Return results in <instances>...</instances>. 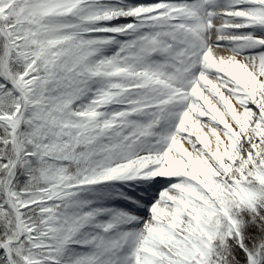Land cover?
<instances>
[{"label": "bare ground", "instance_id": "bare-ground-1", "mask_svg": "<svg viewBox=\"0 0 264 264\" xmlns=\"http://www.w3.org/2000/svg\"><path fill=\"white\" fill-rule=\"evenodd\" d=\"M49 1L10 0L12 5L19 6L15 15L25 24L22 28L25 36L12 37L15 48L18 51L25 42L28 50L36 49L35 54L39 58L57 68L54 81L39 80L37 83L43 92L46 90V93L42 92V98L47 96L48 103L53 102L55 96V92L49 93V88H64L62 91L56 90L62 92L55 102L56 118L83 126L70 132L71 135L73 133L71 138L83 143L91 135L100 134L99 139L89 142L96 141V154L101 149H107L104 155L109 150L119 157L120 152L126 163L133 162L130 172L136 174V179H145L146 176L147 182L142 181L146 182L148 189H153L150 183H153V187L157 186L144 218L132 221V225L138 227L137 240H146V246L138 249L141 262L136 264L173 263L179 253H173V244L165 232L168 230L175 237L178 234L182 216L189 204L186 201V194L190 190L188 177H194L196 173L214 176L220 172L221 166L213 167L211 161L215 159L212 162L223 163L229 157L237 158V153L231 151L236 143L237 149L244 150L243 153L248 156L253 155L254 148H260L264 141V0H224L219 27L222 32L221 46L210 54L208 60L203 59V54L207 53L212 43L210 33H206L202 39V51L196 58L195 75L185 78L187 84L183 82V88L189 90L187 99L184 102L172 99L169 105L165 104L162 108L160 105L147 107L143 114L134 111L131 115L125 114V110H132L142 102L140 100L146 99V104L148 100L162 103L169 92L174 94L171 86L180 85L172 77H167L171 84L152 79L153 76L170 72L174 61L184 56V53L174 52L170 58V50L166 47L161 30L152 24L141 25L159 13L149 10L156 2L84 0L67 14L68 3L55 0L59 3L57 7L47 9L44 4ZM121 2L127 4L122 5ZM68 18L81 22L65 28L63 22ZM175 23L169 21L167 25L176 27ZM142 31L146 38H135ZM176 39L181 40L182 37L175 34L168 41ZM108 46H111L108 55L115 61L113 65L100 60ZM70 51L79 55L71 57L68 54ZM66 58L68 64L76 63L69 68L63 65ZM122 63L126 64L125 68H120ZM198 72L206 76L199 77L196 75ZM132 81L136 85L134 87L141 91L131 90L133 84L129 82ZM35 83L24 92L29 95ZM125 89L130 92L126 93ZM101 97H117L120 98L118 102L126 103L98 108L96 104ZM143 117L146 120L150 118L153 121L151 125L146 126L140 120ZM89 124L95 127L91 129ZM57 125L56 122H49L42 126L55 133H44V140L62 138ZM219 126L225 129L227 135L219 133ZM33 136L37 137L36 134ZM158 138L163 143L154 149L152 143ZM242 143L245 148H241ZM141 161L145 163L141 164ZM143 165L147 166L141 169ZM151 170H156L154 175L146 174ZM133 179L126 178L114 184L93 180L83 188H67L65 198L75 200V206L72 210L63 209L61 217L53 215L47 219L43 234L49 237L42 235L36 239L40 244L38 254L35 253L41 259L38 263L112 264L104 260V255L115 254L116 257V249L113 244L100 243L98 238L110 237L113 231L121 229V225L110 227L103 224L97 227V224L108 223L111 219L123 220L128 213L124 204L128 202L121 197L114 199L101 193L100 189L109 190L108 187L112 185L121 186V183ZM170 181L173 184L168 185ZM124 196L129 198L132 193L125 191ZM144 201L140 199L138 202ZM50 235L58 240H50ZM119 246L121 252L126 249L123 241ZM94 247L98 248L97 256L91 254ZM182 257L186 260L189 258L185 254ZM131 261L135 264L136 259L132 257Z\"/></svg>", "mask_w": 264, "mask_h": 264}, {"label": "rangeland", "instance_id": "rangeland-1", "mask_svg": "<svg viewBox=\"0 0 264 264\" xmlns=\"http://www.w3.org/2000/svg\"><path fill=\"white\" fill-rule=\"evenodd\" d=\"M44 7L52 9L57 5L50 0ZM19 9L10 0L0 3V264L38 263L41 259L36 254L40 244L36 239L42 235L49 237L43 234L47 219L53 215L61 217L63 209L72 210L75 206V200L65 198L68 193L66 189L83 188L93 180H121L131 173L130 164L131 167L133 164L132 161L130 164L126 163L120 152L119 157L112 155L109 150L104 155L103 152L107 149H101L102 152L96 154V141L91 144L89 142L99 139L100 134L91 135L88 141L81 143L71 138L73 133L71 135L70 132L80 130L83 126L56 118L55 102L62 94L56 90L62 91L64 88L48 89L51 94L55 92L53 102L48 103L47 96L42 98L43 90L37 81H54L57 68L39 58L35 54L36 49L28 50L25 42L23 47L21 45L16 50L12 37L16 38L20 34L21 37L25 36L22 32L25 24L15 15ZM145 35L142 31L135 38H146ZM68 54L71 57L79 55L72 51ZM67 59L63 60V65L69 68L76 63L74 60V63L68 64ZM110 59L105 55L100 60L109 61L113 65L115 61ZM7 63L16 82L15 88L8 83L5 70ZM125 67L124 63L120 65V68ZM34 81L35 86L28 95L24 90L30 89ZM22 108L21 126L15 133ZM251 108L254 109L252 106ZM66 112L71 116L68 110ZM140 120L146 126L153 122L144 117ZM49 122H56V125L58 123L57 128L62 138L57 135L55 140L43 139L44 133L55 134L52 129L42 127ZM217 128L220 134L227 135L224 128ZM35 134L37 137L33 136ZM161 141L153 142L156 145L154 149L159 147L157 143ZM237 146L236 143L235 149L231 150L237 153V158L229 157L223 163L212 162L215 159L211 161L213 167L221 166L217 167L220 169L218 174L202 176V173H196L194 177H188L190 190L186 194V201L189 204L182 216L178 234L175 237L168 230L165 232L173 244V253H179L170 264H264V141L260 148H254L253 155L248 156L243 153L244 150L237 149ZM241 148H245L244 143ZM17 158V162H14ZM146 174L151 175L152 171ZM181 181L180 179L179 182ZM171 184L172 181L169 182ZM57 227L60 225L57 224ZM171 227L175 229L173 225ZM253 227L257 235H250L249 241H245L249 246L246 249L244 239ZM124 232L129 234L126 243L128 249L118 257L114 254L104 255V260L112 264L116 263V259L117 264H134L131 261L134 257L135 264L141 262L138 249L146 246V240H137L138 227L125 229ZM115 235L119 236L120 232H115ZM106 238L108 237L98 239L103 244L109 241ZM49 239L58 240L52 236ZM45 243L48 244L46 241ZM161 246L166 248L163 244ZM91 254L99 255L98 249L94 247ZM184 254L189 256L187 260L182 257Z\"/></svg>", "mask_w": 264, "mask_h": 264}, {"label": "trees", "instance_id": "trees-1", "mask_svg": "<svg viewBox=\"0 0 264 264\" xmlns=\"http://www.w3.org/2000/svg\"><path fill=\"white\" fill-rule=\"evenodd\" d=\"M249 231H250V233H249V234L247 235V237L244 239V243H243V245H244V247H245L246 249H248L249 246H248L247 242H245V241H246V240L249 241L250 235H251V237H256V235H257V231H256L255 227L250 228ZM251 239H252V238H251ZM240 253H241V252H240ZM240 253H238V256H240Z\"/></svg>", "mask_w": 264, "mask_h": 264}]
</instances>
